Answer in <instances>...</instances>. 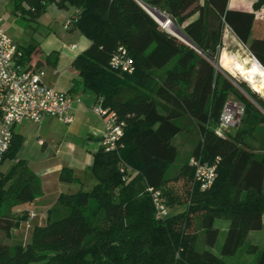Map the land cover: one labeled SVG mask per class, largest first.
<instances>
[{
    "label": "trees",
    "instance_id": "obj_1",
    "mask_svg": "<svg viewBox=\"0 0 264 264\" xmlns=\"http://www.w3.org/2000/svg\"><path fill=\"white\" fill-rule=\"evenodd\" d=\"M142 1L172 14L195 47L162 29L137 0H16L17 9L27 4L33 18L49 3L76 8L65 19H71L67 28L91 41L73 61L79 71L76 88L102 98L126 127L122 148L95 152L94 186L61 193L28 243H0V264H230L208 249L219 236L215 220L230 221L224 255L234 254L250 231L264 227V97L217 65L229 27L264 66V37L253 36L255 13L230 9L229 0ZM261 5L264 0L255 4ZM195 13L198 17L185 25ZM120 45L134 60L132 73L110 65ZM37 48H20L18 61L31 68ZM231 99L244 106V113L237 126L219 134ZM190 122L199 132L191 157L220 158L218 177L205 191L195 180L191 157L173 168L178 156L174 139ZM21 141L14 135L3 162L16 158ZM122 163L134 170L126 178ZM60 178L76 180L68 167ZM182 178L191 182L189 203L157 219L147 188L165 189ZM41 193V180L23 160L0 168V228L11 235L20 221L29 220L30 210L16 217L13 207ZM198 227L204 231V249L198 247ZM257 264H264V250Z\"/></svg>",
    "mask_w": 264,
    "mask_h": 264
},
{
    "label": "crops",
    "instance_id": "obj_2",
    "mask_svg": "<svg viewBox=\"0 0 264 264\" xmlns=\"http://www.w3.org/2000/svg\"><path fill=\"white\" fill-rule=\"evenodd\" d=\"M257 2L258 0H229L228 7L254 12L256 20L253 36L264 37V5L256 7ZM22 7L23 10L17 9L16 0H0V15L3 17L5 30L21 50L24 47L22 42L37 45L38 48L34 50L30 62L32 67L45 71L43 80L47 85L66 90L75 97L73 105L75 120L72 123H65L57 117L47 115L40 122L25 120L17 124L15 135L21 137L22 141L16 158L5 161L12 164L23 160L41 180L42 193L34 200V207L37 210L34 209L35 216L32 220L34 219L35 222L36 218H40L36 223L42 224L47 219L48 211L39 213L38 210L43 207H36L37 201L40 199L44 201L48 199L47 197L55 198L57 201L61 193H74L80 189L89 190V186H94L97 182L91 167L94 154L100 147V140L105 131V120L92 110L93 104L98 99L96 94L78 89L75 85L79 78V71L73 66V61L90 45V39L82 46L72 42L62 45L61 48L51 39L44 48H41L40 43H34V38L28 37L18 24L20 16L33 18L29 10L26 11L29 8L28 5L24 3ZM73 8L71 13L76 10L74 6ZM10 11L12 14H9ZM197 17L198 13H195L185 22V25ZM5 21H7V27ZM225 30L230 31V34L237 38L229 27ZM70 44H77V47L71 49ZM19 63L24 65L22 62ZM77 139L82 142L78 143ZM64 167L72 169L75 181L61 180L60 174ZM26 210L29 211V209Z\"/></svg>",
    "mask_w": 264,
    "mask_h": 264
},
{
    "label": "built area",
    "instance_id": "obj_3",
    "mask_svg": "<svg viewBox=\"0 0 264 264\" xmlns=\"http://www.w3.org/2000/svg\"><path fill=\"white\" fill-rule=\"evenodd\" d=\"M158 22L160 27L168 33L179 29L175 18L167 11L161 13L149 12ZM71 24V19L65 23L66 27ZM74 49L77 44H70ZM22 55L13 38L4 28V20L0 15V165L4 156L9 151L14 135L15 127L20 122L31 120L40 122L45 116L57 117L65 123L75 120L74 102L72 93L47 85L43 77V69L27 68L18 61ZM110 65L115 70L132 73L135 69L134 60L124 45L118 46L113 52ZM92 110L105 120V131L100 140V147L106 152L117 151L124 146L122 138L125 134L126 121L119 113L105 106L102 98H98L92 106ZM244 113V106L236 101H228L225 105L217 132L223 134L224 130L237 126ZM220 158L215 160H203L199 156H192L189 160L194 170L195 180L199 182L201 190L210 189L218 177V166ZM123 174L134 172L127 164L120 166ZM125 178L128 176L125 174ZM155 217L165 219L173 209L168 203L162 188L149 186ZM35 216L29 211V220ZM28 220V226H30Z\"/></svg>",
    "mask_w": 264,
    "mask_h": 264
},
{
    "label": "rangeland",
    "instance_id": "obj_4",
    "mask_svg": "<svg viewBox=\"0 0 264 264\" xmlns=\"http://www.w3.org/2000/svg\"><path fill=\"white\" fill-rule=\"evenodd\" d=\"M13 3L14 2L12 1V5ZM73 10H74L73 6L60 8L53 3H49L46 9L37 17L34 16V18H30L29 16V18H26L20 16L18 24L21 26L24 33L28 37L34 38L33 40L34 43H40L39 46L41 48L42 47L44 48V45L51 39L54 40L55 43L60 46V48L62 45L72 42L78 43L79 45L82 46L84 45V42H87L89 40V38L86 35H84L80 30L73 31L65 26L66 16H70ZM9 14H12V12L10 11ZM5 26L7 27V21H5ZM180 28L182 29L183 25ZM22 43L24 44V46L29 45L26 44V42L25 43L22 42ZM243 49H245L250 55H252L249 49L242 42H240L236 37H234V35L232 36L230 34V31L225 30L223 34V48L221 49L220 57H219V63L221 64L220 68H222V70H224L232 78L237 79L236 82L238 81L246 82L250 90L264 97V94H262L259 90H257L256 87L249 82V80L244 79L245 77H243L240 73H238L230 62L229 56L232 55L233 53H239V52L240 54L243 55L244 51H240ZM226 62H227V68H225L224 66ZM240 89L244 93L249 95L244 88L240 87ZM231 101L236 102V100L233 99H231ZM198 139H199V132L194 122H190L187 128L184 131L180 132L177 135V137H175L174 143L178 147V156L173 164V168L175 170L180 168L183 164H185L188 158L191 157V154L198 143ZM77 141L78 143L82 142V141L80 142L78 139ZM254 144L256 143L254 142ZM10 165H11L10 162L7 161L2 166H0V168L2 170H7L10 167ZM170 172H172V170ZM92 187L93 186H89L88 189H91ZM190 188H191V182L186 178H182L179 181H173L169 183L167 188L165 189L163 188L165 192L164 195L168 200L169 205L174 211L176 212L179 211L189 203ZM47 198L49 200L46 199L43 201L42 199H40L39 201H37L36 207L39 208L43 207L42 209L38 210L39 213H43L44 211H45L44 213H46L56 201L55 198H50V197ZM25 209H29V210L32 209V211H34V209L37 210V208L34 207V200L33 202H26L14 206L13 207L14 215L18 217L19 213H21ZM38 219L40 218H36L35 222L34 219L33 220L30 219L29 220L30 226H28V220L20 221V223L17 226L12 228L11 235L7 230L0 228V243H6L11 245H13L16 242L28 243L32 238L34 226L36 224H39L38 222L36 223ZM215 226L220 230L219 236L215 246L209 247L208 249H210L217 255L221 256L227 263L230 264H257V260L261 252L264 250V227L262 229L250 231L245 242L240 246V248L234 254L224 255L223 246L227 238L230 221L224 218H217L215 220ZM196 231L198 235V247L200 249L206 248V245L204 243L203 229L198 227ZM251 245H257L258 249L256 251H250L249 248Z\"/></svg>",
    "mask_w": 264,
    "mask_h": 264
},
{
    "label": "bare ground",
    "instance_id": "obj_5",
    "mask_svg": "<svg viewBox=\"0 0 264 264\" xmlns=\"http://www.w3.org/2000/svg\"><path fill=\"white\" fill-rule=\"evenodd\" d=\"M175 34L181 35L180 29L173 30ZM244 54L233 53L229 56L231 64L244 74L257 90L264 94V67L259 60L250 55L245 49ZM230 53V52H229ZM245 79V78H244ZM256 90V91H257Z\"/></svg>",
    "mask_w": 264,
    "mask_h": 264
},
{
    "label": "water",
    "instance_id": "obj_6",
    "mask_svg": "<svg viewBox=\"0 0 264 264\" xmlns=\"http://www.w3.org/2000/svg\"><path fill=\"white\" fill-rule=\"evenodd\" d=\"M148 12H154V13H161V10L158 9L157 7H154V6H151L147 3H145L144 1L142 0H137ZM180 29V33L181 35H178V34H175V33H172L173 35L177 36L178 38H180L182 41L186 42L187 44L195 47V45L193 44V42L190 40V38L183 32V30L179 27ZM254 56V55H253ZM255 57V56H254ZM256 58V57H255ZM256 60H258L256 58ZM217 65L220 67L221 64L218 62ZM264 67V66H263Z\"/></svg>",
    "mask_w": 264,
    "mask_h": 264
}]
</instances>
